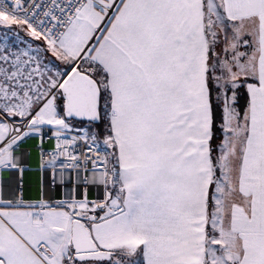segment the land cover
Returning <instances> with one entry per match:
<instances>
[{
    "label": "snow or ice",
    "instance_id": "6c2138e0",
    "mask_svg": "<svg viewBox=\"0 0 264 264\" xmlns=\"http://www.w3.org/2000/svg\"><path fill=\"white\" fill-rule=\"evenodd\" d=\"M0 28V264H264V0H0Z\"/></svg>",
    "mask_w": 264,
    "mask_h": 264
},
{
    "label": "rangeland",
    "instance_id": "374dc122",
    "mask_svg": "<svg viewBox=\"0 0 264 264\" xmlns=\"http://www.w3.org/2000/svg\"><path fill=\"white\" fill-rule=\"evenodd\" d=\"M15 27V26H14ZM17 31H19V29H16ZM4 30L2 28H0V33H2ZM11 34V36H10ZM8 35V45L10 47H16V48H20L21 50L26 49L27 45L29 43H32L33 46H35L36 44H39L40 42H33L31 40L30 37L27 36V34L25 32L20 31V35L19 37L15 36L14 34L10 33ZM0 42H3V38L2 36H0Z\"/></svg>",
    "mask_w": 264,
    "mask_h": 264
},
{
    "label": "built area",
    "instance_id": "2783aa9c",
    "mask_svg": "<svg viewBox=\"0 0 264 264\" xmlns=\"http://www.w3.org/2000/svg\"><path fill=\"white\" fill-rule=\"evenodd\" d=\"M9 3H11V0H8ZM10 34V33H9ZM11 36V34H10ZM30 143H35L34 141H30ZM52 143L53 141L51 140H48L47 137H46V140H45V148L46 149H50V147L52 146ZM34 155H35V152H33ZM30 163V162H29ZM32 164V163H30ZM102 195V188H93L91 190V193H90V196L91 198H99L100 196ZM59 198H64L63 196L59 197Z\"/></svg>",
    "mask_w": 264,
    "mask_h": 264
},
{
    "label": "crops",
    "instance_id": "0c3cea01",
    "mask_svg": "<svg viewBox=\"0 0 264 264\" xmlns=\"http://www.w3.org/2000/svg\"><path fill=\"white\" fill-rule=\"evenodd\" d=\"M29 162L34 164L36 162V155L32 154V156L29 157Z\"/></svg>",
    "mask_w": 264,
    "mask_h": 264
},
{
    "label": "bare ground",
    "instance_id": "6f19581e",
    "mask_svg": "<svg viewBox=\"0 0 264 264\" xmlns=\"http://www.w3.org/2000/svg\"><path fill=\"white\" fill-rule=\"evenodd\" d=\"M34 154V153H33Z\"/></svg>",
    "mask_w": 264,
    "mask_h": 264
}]
</instances>
